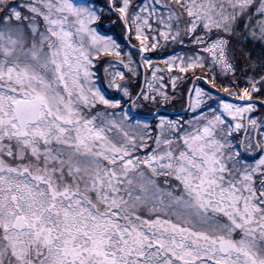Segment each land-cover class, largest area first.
Here are the masks:
<instances>
[{
	"label": "snow or ice",
	"instance_id": "1",
	"mask_svg": "<svg viewBox=\"0 0 264 264\" xmlns=\"http://www.w3.org/2000/svg\"><path fill=\"white\" fill-rule=\"evenodd\" d=\"M0 264H264V0H0Z\"/></svg>",
	"mask_w": 264,
	"mask_h": 264
},
{
	"label": "trees",
	"instance_id": "2",
	"mask_svg": "<svg viewBox=\"0 0 264 264\" xmlns=\"http://www.w3.org/2000/svg\"><path fill=\"white\" fill-rule=\"evenodd\" d=\"M115 31L118 33L119 32V29L117 28ZM153 59H156V57H153ZM176 107L179 108V104H177Z\"/></svg>",
	"mask_w": 264,
	"mask_h": 264
},
{
	"label": "water",
	"instance_id": "3",
	"mask_svg": "<svg viewBox=\"0 0 264 264\" xmlns=\"http://www.w3.org/2000/svg\"><path fill=\"white\" fill-rule=\"evenodd\" d=\"M143 71V70H142Z\"/></svg>",
	"mask_w": 264,
	"mask_h": 264
}]
</instances>
